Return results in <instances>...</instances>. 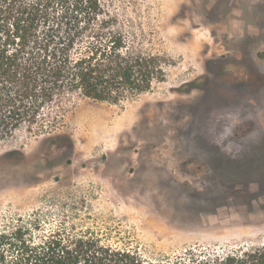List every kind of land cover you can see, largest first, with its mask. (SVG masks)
<instances>
[{"label":"rangeland","instance_id":"rangeland-1","mask_svg":"<svg viewBox=\"0 0 264 264\" xmlns=\"http://www.w3.org/2000/svg\"><path fill=\"white\" fill-rule=\"evenodd\" d=\"M99 1L165 82L117 104L74 97L59 137L0 143V235L65 223L148 260L263 241L264 0ZM82 4L56 0L51 18Z\"/></svg>","mask_w":264,"mask_h":264},{"label":"trees","instance_id":"trees-1","mask_svg":"<svg viewBox=\"0 0 264 264\" xmlns=\"http://www.w3.org/2000/svg\"><path fill=\"white\" fill-rule=\"evenodd\" d=\"M55 1L0 0V143L21 130L59 137L49 132L58 119L53 115L74 97L117 104L165 82L164 59L128 39L99 0H75L87 12L52 20ZM0 264H264V240L148 260L90 228L61 223L45 230L31 219L1 233Z\"/></svg>","mask_w":264,"mask_h":264}]
</instances>
